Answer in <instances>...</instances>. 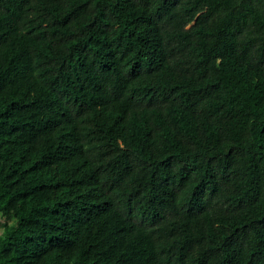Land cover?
I'll list each match as a JSON object with an SVG mask.
<instances>
[{
	"label": "trees",
	"instance_id": "obj_1",
	"mask_svg": "<svg viewBox=\"0 0 264 264\" xmlns=\"http://www.w3.org/2000/svg\"><path fill=\"white\" fill-rule=\"evenodd\" d=\"M0 264H264V0H0Z\"/></svg>",
	"mask_w": 264,
	"mask_h": 264
},
{
	"label": "rangeland",
	"instance_id": "obj_2",
	"mask_svg": "<svg viewBox=\"0 0 264 264\" xmlns=\"http://www.w3.org/2000/svg\"><path fill=\"white\" fill-rule=\"evenodd\" d=\"M2 233V230H0V234Z\"/></svg>",
	"mask_w": 264,
	"mask_h": 264
}]
</instances>
